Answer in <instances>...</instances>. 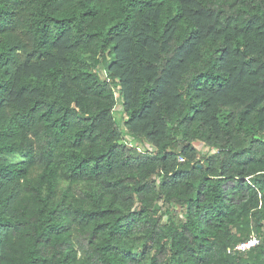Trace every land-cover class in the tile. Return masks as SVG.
Here are the masks:
<instances>
[{
  "label": "trees",
  "instance_id": "16d2710c",
  "mask_svg": "<svg viewBox=\"0 0 264 264\" xmlns=\"http://www.w3.org/2000/svg\"><path fill=\"white\" fill-rule=\"evenodd\" d=\"M0 264H264V0H0Z\"/></svg>",
  "mask_w": 264,
  "mask_h": 264
},
{
  "label": "built area",
  "instance_id": "2783aa9c",
  "mask_svg": "<svg viewBox=\"0 0 264 264\" xmlns=\"http://www.w3.org/2000/svg\"><path fill=\"white\" fill-rule=\"evenodd\" d=\"M258 243L259 240L257 239V237L251 236V238L248 241L239 243L237 245V249L241 251H246L250 247L257 245Z\"/></svg>",
  "mask_w": 264,
  "mask_h": 264
},
{
  "label": "rangeland",
  "instance_id": "374dc122",
  "mask_svg": "<svg viewBox=\"0 0 264 264\" xmlns=\"http://www.w3.org/2000/svg\"><path fill=\"white\" fill-rule=\"evenodd\" d=\"M121 110H122V106H121L120 103H118V105H117V107H116V115H117V116L120 115ZM133 143L136 145V143H135L134 141H133ZM198 148H199V150H200L202 153H204V152L207 150V148H206L205 146L201 145V143L198 144ZM138 150H139V149H138ZM233 186H234V183H233V182H230L229 185H228V188H231V187H233ZM257 238H258V237H257ZM258 240H259V239H258Z\"/></svg>",
  "mask_w": 264,
  "mask_h": 264
}]
</instances>
